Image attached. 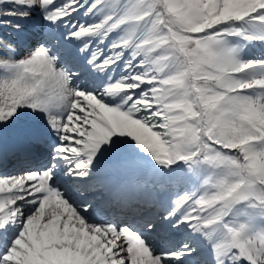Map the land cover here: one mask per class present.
Listing matches in <instances>:
<instances>
[{
    "label": "snow or ice",
    "instance_id": "snow-or-ice-1",
    "mask_svg": "<svg viewBox=\"0 0 264 264\" xmlns=\"http://www.w3.org/2000/svg\"><path fill=\"white\" fill-rule=\"evenodd\" d=\"M0 264H264V0H0Z\"/></svg>",
    "mask_w": 264,
    "mask_h": 264
},
{
    "label": "bare ground",
    "instance_id": "bare-ground-1",
    "mask_svg": "<svg viewBox=\"0 0 264 264\" xmlns=\"http://www.w3.org/2000/svg\"><path fill=\"white\" fill-rule=\"evenodd\" d=\"M85 19V18H84ZM40 39H44V37H39ZM48 43H51V41L49 40L48 41ZM8 171L9 172H11V173H14L15 172V169L13 168V167H9V169H8ZM106 218H109V219H111V220H115L116 218H115V216H108V217H106ZM105 218L104 217H102L101 219H99L100 221H102V220H104ZM160 244H161V238H160Z\"/></svg>",
    "mask_w": 264,
    "mask_h": 264
},
{
    "label": "rangeland",
    "instance_id": "rangeland-1",
    "mask_svg": "<svg viewBox=\"0 0 264 264\" xmlns=\"http://www.w3.org/2000/svg\"><path fill=\"white\" fill-rule=\"evenodd\" d=\"M75 20H79L80 22H84L85 19H84V17L81 14H75ZM60 31L63 32L64 29H61ZM57 35H59V33H57ZM98 217H103V214L100 213L98 215Z\"/></svg>",
    "mask_w": 264,
    "mask_h": 264
}]
</instances>
